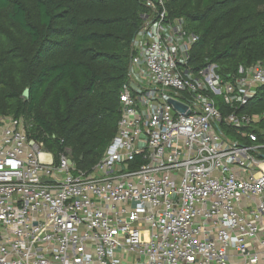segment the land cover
<instances>
[{
	"label": "built area",
	"instance_id": "obj_1",
	"mask_svg": "<svg viewBox=\"0 0 264 264\" xmlns=\"http://www.w3.org/2000/svg\"><path fill=\"white\" fill-rule=\"evenodd\" d=\"M141 1L116 133L92 167L0 115V264H264V106L247 110L264 62L195 67L184 19Z\"/></svg>",
	"mask_w": 264,
	"mask_h": 264
},
{
	"label": "trees",
	"instance_id": "obj_2",
	"mask_svg": "<svg viewBox=\"0 0 264 264\" xmlns=\"http://www.w3.org/2000/svg\"><path fill=\"white\" fill-rule=\"evenodd\" d=\"M164 1L197 35L195 67L215 62L227 76L264 62V0ZM146 10L141 0H0V115L23 116L28 135L55 158L69 147L75 166L92 167L116 133Z\"/></svg>",
	"mask_w": 264,
	"mask_h": 264
},
{
	"label": "water",
	"instance_id": "obj_3",
	"mask_svg": "<svg viewBox=\"0 0 264 264\" xmlns=\"http://www.w3.org/2000/svg\"><path fill=\"white\" fill-rule=\"evenodd\" d=\"M23 95H24V96H27V95H28V89H27V88L24 89V91H23ZM173 103L175 104V106H176L177 108H183V106H181L180 103H178V102H176V101H173ZM68 163H69V164L71 163V160H70V159L68 160Z\"/></svg>",
	"mask_w": 264,
	"mask_h": 264
}]
</instances>
